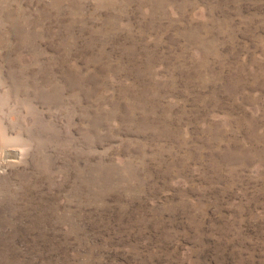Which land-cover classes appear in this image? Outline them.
Wrapping results in <instances>:
<instances>
[{
    "label": "rangeland",
    "instance_id": "1",
    "mask_svg": "<svg viewBox=\"0 0 264 264\" xmlns=\"http://www.w3.org/2000/svg\"><path fill=\"white\" fill-rule=\"evenodd\" d=\"M0 264H264V0H0Z\"/></svg>",
    "mask_w": 264,
    "mask_h": 264
}]
</instances>
